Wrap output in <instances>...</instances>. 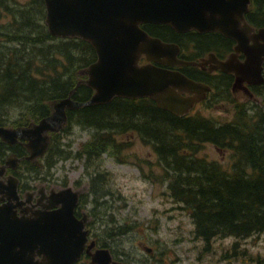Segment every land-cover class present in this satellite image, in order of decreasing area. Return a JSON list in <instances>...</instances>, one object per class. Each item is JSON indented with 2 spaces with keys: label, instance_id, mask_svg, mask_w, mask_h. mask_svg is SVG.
<instances>
[{
  "label": "trees",
  "instance_id": "obj_1",
  "mask_svg": "<svg viewBox=\"0 0 264 264\" xmlns=\"http://www.w3.org/2000/svg\"><path fill=\"white\" fill-rule=\"evenodd\" d=\"M261 2L256 0L251 13L246 14L252 25L264 24V13L258 12L264 10ZM142 28L182 48L191 42L194 52L182 54L190 60L214 49L211 40L222 37L195 31L177 33L166 24L144 23ZM95 58L88 41L48 33L43 0H0V125H26L30 120L48 115V101L66 96L83 77L77 71ZM182 72L197 81L209 82V76L198 67L187 66ZM221 82L226 83V79ZM215 86V93L206 100L207 105L220 97L216 94L219 85L215 83ZM260 87L264 88V84ZM91 93L88 85L80 83L71 97L85 101ZM11 110L17 112L12 120L8 116ZM241 110L239 119L217 124L199 112L174 115L148 97H114L107 103L68 109L67 123L59 132L51 134L43 166L48 169L58 159L70 156L68 151L60 149L58 139L74 123L94 129L78 156L92 169L87 190L95 202L97 197L108 194L98 181L103 173L99 169L102 153L113 149L120 161L117 154L124 144L115 135L136 131L144 143L150 144L163 165L170 195L187 210L195 237L206 242L229 235L246 238L264 231V108L250 117ZM206 142L231 149L236 156L231 169H223L215 160L196 156ZM125 231L121 228L117 234ZM107 244L103 242L101 246L110 247Z\"/></svg>",
  "mask_w": 264,
  "mask_h": 264
},
{
  "label": "water",
  "instance_id": "obj_2",
  "mask_svg": "<svg viewBox=\"0 0 264 264\" xmlns=\"http://www.w3.org/2000/svg\"><path fill=\"white\" fill-rule=\"evenodd\" d=\"M264 2V0H262ZM250 0H43L47 31L57 37H78L94 48L96 58L77 71L78 79L64 97L48 101L50 113L24 126L0 125V140L13 144L25 139L26 158L38 163L57 132L67 122L66 110L110 102L114 97H149L156 105L174 115L183 116L196 102L205 98L210 87L168 67L195 65L205 68L213 54L199 60L178 56L180 48L152 36L144 23L168 24L175 31H217L234 40V51L225 60H215L214 69L234 74V86H243L254 98L249 84L264 82V26L254 29L245 19ZM243 53L244 59L237 60ZM144 58L145 63H140ZM164 65V66H162ZM91 87L85 101L71 97L77 85ZM8 158L0 166V175ZM15 167L14 163H10ZM17 178L8 175L0 181V264H72L80 258L87 241V216L74 215L80 190L70 186L51 190L48 203L31 215L17 206L29 201L16 192ZM3 199V198H2ZM15 200V202H13ZM58 206L49 211L48 208ZM90 241L86 250L94 246ZM147 251L150 249L146 248ZM88 264H124L112 258L107 247L89 252Z\"/></svg>",
  "mask_w": 264,
  "mask_h": 264
},
{
  "label": "rangeland",
  "instance_id": "obj_3",
  "mask_svg": "<svg viewBox=\"0 0 264 264\" xmlns=\"http://www.w3.org/2000/svg\"><path fill=\"white\" fill-rule=\"evenodd\" d=\"M193 52V47L184 50L187 55ZM255 95L254 99L245 101L239 93L228 100L220 96L210 105L197 104L191 112L210 117L217 124L239 119L242 108L250 117L264 108V88L259 87ZM15 115L17 112L11 110L8 116L12 120ZM94 132L74 123L58 139L60 149L68 151L70 156L39 170L36 175L42 180L23 178V184H43L46 190L67 185L78 190L86 184L88 189L92 169L86 167L78 153ZM115 137L124 144L117 154L121 160L109 148L102 153L99 165L103 172L98 177L99 186L108 194L97 197L95 202L89 190L80 197L81 205L91 216L87 224L90 238L98 245L108 243L112 255L124 264H264V231L246 238L214 237L208 242L195 237L192 219L182 203L170 195L165 169L150 144L144 143L136 131ZM230 150L206 142L196 156L215 160L229 170L236 159ZM20 173L29 174L22 169ZM121 228L126 231L118 235Z\"/></svg>",
  "mask_w": 264,
  "mask_h": 264
},
{
  "label": "flooded vegetation",
  "instance_id": "obj_4",
  "mask_svg": "<svg viewBox=\"0 0 264 264\" xmlns=\"http://www.w3.org/2000/svg\"><path fill=\"white\" fill-rule=\"evenodd\" d=\"M253 3H256V0H250L249 7H251L253 5ZM261 3H262V6L264 8L263 1ZM250 11L248 13H251ZM259 11H260V13H264L263 9L258 10V12ZM262 26H264V24L263 25H253L255 30L258 29L259 27H262ZM192 31L193 32L195 31V32H197L201 35H205V36H209V35L210 36H217V35L222 36L221 39L215 38V39L211 40L212 45L214 46V49H211V50H208V51L202 53L196 59V60H198V59H202V58H208L209 54L214 55V58L213 57L210 58L209 62L206 63L204 69L198 67L199 69L204 71L207 74V76H209V82L208 83L204 82L211 87V90H210V92L208 91L207 96L209 97L213 93H215V89L217 88L215 86V83H217L219 85V87H218L219 89H218L216 94L219 96H223V98H222L223 100H228L231 97L236 98L238 93L240 94L242 99L244 98L243 101L248 100L249 95H248V93H246L244 91L243 86H234V89H233L232 86H233V81H234V74L232 72H223L220 69H214V67L216 65V61H215L216 59L217 60H225L234 51V49H233L234 44H235L234 40L224 36L223 34L217 32V31L198 32L196 30L190 29V30L183 31V32H177V31H175V32L187 33V32H192ZM171 42H173V41H171ZM174 43H176V42H174ZM176 44L180 48V51L178 54V56L180 58H184V57H182V54H184L185 49L190 50V49H192V47L194 48V46L191 42H189L186 47L184 46L185 48H182L178 43H176ZM185 55H187V54H185ZM184 59H187V58H184ZM243 59H244L243 53H238L237 54V60L242 61ZM141 62H145V59L142 58ZM162 66H164V65H162ZM187 66L190 67V66H194V65L174 66V67H168V68L177 69V70L182 72V69L184 67H187ZM195 67H197V66H195ZM262 72L264 75V65H263V71ZM182 73H184V72H182ZM187 77H189V76H187ZM189 78H191V77H189ZM191 79H193V78H191ZM222 79H226L227 82L222 83L221 82ZM247 86H248V89L253 94L260 87V85H256V84H249ZM24 142H25L24 138L18 139L13 144H8V143L2 142L0 140V166L4 165V163L6 162V160L8 158H11V160H9V162L14 163V165H15V167H13V168L11 167L10 163L5 165V169L3 171V174L0 175V181L6 182L8 175H13L14 177L17 178L18 181H17V185H16V192H17L19 198L20 199L26 198L25 196L27 193L29 196V201L23 203L22 205L17 206L16 211L19 214L20 210L26 209V214L31 215L34 211H36L38 209H44V207H42L41 204L48 203L47 196L51 190L57 191V190L65 187V186L59 187L57 189H53L52 187H49L46 190V186H44L43 184H38V185H36V184L35 185L23 184V181H22L23 178L29 179V180L37 179L38 181L42 180V177L41 176L38 177L36 175V173L39 170H41L43 167L41 162L38 161V163H35L32 160H28L26 158V156L28 155V152L25 149ZM42 158H41V160H43ZM25 161H27L28 163L25 165H22V163ZM34 165L38 166L39 168H34L33 167ZM20 169L28 172L29 173L28 176H24L23 173H20ZM29 169H31V170H29ZM33 173H34V176H33ZM83 186L86 189V184H83ZM73 189L77 190V188H73ZM85 189H83V190L78 189V190H80L78 193V201L74 207L73 213L76 216V218H81L84 214H86L87 219H86V223H85V228L88 229V236H87V241L85 243L84 250L82 251L80 258L77 261L73 262L72 264H88L90 261L89 252L93 251L95 248L101 247V245H98V243L95 241V239L90 238V229H89L87 224L89 223L91 216H90L89 212L86 209H84V207L81 205V202H80V197L85 192ZM4 202H5V198L1 197V195H0V205L3 204ZM13 202H15V200H13ZM57 208H58V206H53V207L48 208V210L52 211V210H55ZM91 240L94 241L95 244L92 248H90L89 251H87L86 246L88 245V243ZM110 253H111V251H110ZM111 255H112V253H111ZM112 258L116 259L113 255H112ZM117 260H119V259H117Z\"/></svg>",
  "mask_w": 264,
  "mask_h": 264
},
{
  "label": "bare ground",
  "instance_id": "obj_5",
  "mask_svg": "<svg viewBox=\"0 0 264 264\" xmlns=\"http://www.w3.org/2000/svg\"><path fill=\"white\" fill-rule=\"evenodd\" d=\"M184 59V58H183ZM186 60H190V59H186ZM192 60V59H191ZM183 66H186V65H183ZM181 72V71H180ZM182 73V72H181ZM184 74V73H183ZM226 82H227V80H226ZM210 97V96H209ZM63 127V126H62ZM62 127H61V129H62ZM59 131H60V129H59ZM59 131H57V132H59ZM57 132H52V133H57ZM52 133H50V136H51V134Z\"/></svg>",
  "mask_w": 264,
  "mask_h": 264
}]
</instances>
